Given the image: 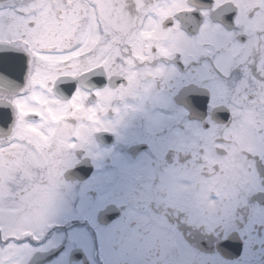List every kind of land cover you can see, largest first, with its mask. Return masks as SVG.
<instances>
[{
	"label": "snow or ice",
	"instance_id": "6c2138e0",
	"mask_svg": "<svg viewBox=\"0 0 264 264\" xmlns=\"http://www.w3.org/2000/svg\"><path fill=\"white\" fill-rule=\"evenodd\" d=\"M0 264H264V0H0Z\"/></svg>",
	"mask_w": 264,
	"mask_h": 264
}]
</instances>
